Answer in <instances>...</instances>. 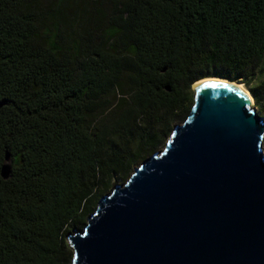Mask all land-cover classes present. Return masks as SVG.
I'll use <instances>...</instances> for the list:
<instances>
[{
  "label": "trees",
  "instance_id": "obj_1",
  "mask_svg": "<svg viewBox=\"0 0 264 264\" xmlns=\"http://www.w3.org/2000/svg\"><path fill=\"white\" fill-rule=\"evenodd\" d=\"M54 1L0 0V264H70L68 234L166 144L197 81L243 84L264 118V0H114L76 35Z\"/></svg>",
  "mask_w": 264,
  "mask_h": 264
},
{
  "label": "water",
  "instance_id": "obj_2",
  "mask_svg": "<svg viewBox=\"0 0 264 264\" xmlns=\"http://www.w3.org/2000/svg\"><path fill=\"white\" fill-rule=\"evenodd\" d=\"M222 80L193 88L164 148L68 234L70 264H264V118Z\"/></svg>",
  "mask_w": 264,
  "mask_h": 264
},
{
  "label": "rangeland",
  "instance_id": "obj_3",
  "mask_svg": "<svg viewBox=\"0 0 264 264\" xmlns=\"http://www.w3.org/2000/svg\"><path fill=\"white\" fill-rule=\"evenodd\" d=\"M69 2L70 3L68 5L67 13L71 14V17L75 19L72 21L60 23L59 29L63 32L74 33L76 35L78 33H85L87 30L92 31V30L97 29L96 24L90 22L91 17H102L104 19V26H108V22L112 20L113 15H114V0H70ZM54 3L55 5L53 6V8L45 6V12L48 11L47 13L49 15L55 13L54 8H57L58 0H55ZM48 8L49 10H46ZM85 15L87 16V20H88L87 22H83V17ZM256 79H264V59L259 66ZM240 85L243 86L242 84ZM122 97L123 96L121 92L117 93L116 97H112L111 98V102H113L112 106L108 110H106L104 113L97 115L96 118H99L101 120V119L109 118L117 114L119 111L118 110L119 103H120L119 99ZM181 123L182 122L179 120L177 123L174 124V126L181 124ZM164 146H165L164 144L161 145L158 148V150H162ZM263 151H264V142H263ZM7 164L10 165V162H7ZM136 166L137 165H135V167ZM124 183L125 181L122 180L119 176L116 177L113 182V184H124ZM80 229L81 228L74 229L70 233H73L74 231L80 230ZM65 242H66L67 247H69V242H68L67 237L65 239Z\"/></svg>",
  "mask_w": 264,
  "mask_h": 264
},
{
  "label": "bare ground",
  "instance_id": "obj_4",
  "mask_svg": "<svg viewBox=\"0 0 264 264\" xmlns=\"http://www.w3.org/2000/svg\"><path fill=\"white\" fill-rule=\"evenodd\" d=\"M208 82H224V80H222L220 78H215V77L205 78V79L197 81L193 85V88H195V87H197V86H199L201 84L208 83ZM237 87L243 89L248 94V96L250 97L251 103L254 105V99H253L252 95L243 86H241L240 84H237Z\"/></svg>",
  "mask_w": 264,
  "mask_h": 264
}]
</instances>
